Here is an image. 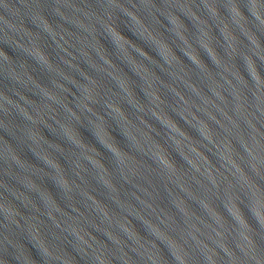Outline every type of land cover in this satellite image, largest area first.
Listing matches in <instances>:
<instances>
[{
    "label": "water",
    "instance_id": "obj_1",
    "mask_svg": "<svg viewBox=\"0 0 264 264\" xmlns=\"http://www.w3.org/2000/svg\"><path fill=\"white\" fill-rule=\"evenodd\" d=\"M0 264H264V0H0Z\"/></svg>",
    "mask_w": 264,
    "mask_h": 264
}]
</instances>
